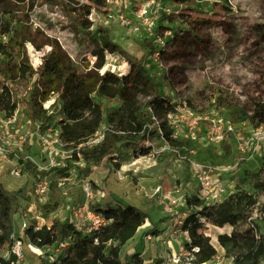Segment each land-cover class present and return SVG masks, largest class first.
<instances>
[{"label":"rangeland","instance_id":"obj_1","mask_svg":"<svg viewBox=\"0 0 264 264\" xmlns=\"http://www.w3.org/2000/svg\"><path fill=\"white\" fill-rule=\"evenodd\" d=\"M145 2L146 0H118L116 6L108 5L106 1L105 6L98 4L89 15L93 25L86 31L74 30L68 16L63 14L54 0L37 4L31 11L26 4L19 3V6L30 12L33 21L40 23L46 30H52V34L55 33L63 44L71 45L68 51L77 62L79 72L94 68L97 57L102 58L97 68L100 73L108 70L122 74L133 64H142L160 82V95L169 97L173 105L180 104L192 111L191 115L184 116L181 110H173L170 116L163 118L171 130L173 142L158 137L153 131L147 142L139 144L136 153L122 147L115 159H104L95 169L100 166L103 168L94 175L91 173L86 179L95 184L92 198L89 199V209L95 210L105 204H133L150 214V218L145 220L133 237L121 244L120 256L138 251L145 264H162L167 254L177 253L186 244L181 236L163 245L145 239L146 234L160 239L169 238L173 229V217L181 216L182 212L194 211L190 208V203L199 199V193L188 162L184 161L186 157L187 160L229 167V171L221 174L218 179L230 192L236 190L239 182L255 200L247 210L246 218L233 226H217L208 220L201 225V232L217 250V256L203 264H216L218 260L220 264H236L235 260L240 258L243 249L240 245L222 247L217 241V235L229 234L232 230L242 231L247 227L253 228L256 234L264 235V189L259 186L264 184L262 147L256 152L242 150L238 147L241 140L232 137H227L220 144L210 143L206 140L201 125L196 137L192 139L186 120L220 115L231 121L241 137L249 134L251 124L247 116L252 112L253 103L264 99V0H184L181 4L172 0H156L150 6V17L153 18L151 33L138 16V10ZM216 2L224 3L229 11L197 32L181 22V18L171 17L172 12L190 6L196 8L201 17L207 16ZM162 29L163 36L159 35ZM98 34L107 37L117 48L113 52L101 51L92 40L99 38ZM194 35L203 38L201 45L195 41ZM157 36L160 40L156 39ZM173 36L177 41L172 53L159 54L151 51L152 46L159 49ZM28 86L26 82L17 80L14 87L23 94ZM219 94L230 98L235 108H217L215 96ZM148 98L149 96L139 95L138 100L144 102ZM102 104L117 107L118 101L103 100ZM55 112L51 121L43 123L42 120L31 119L29 110L19 105L18 122L12 130L24 131L27 121L32 125L41 122L44 126H39L34 135H43L50 142L59 136L58 119L61 113L59 110ZM28 127L35 130L36 126ZM32 141V144L25 145L23 149L16 148L18 154H31L35 160H43L44 153L41 152L39 139L35 137ZM163 144L178 151V155L165 152L154 161L147 162L144 158L149 150L147 147L159 149ZM52 148L56 150L54 156L61 160L62 165L58 168H65L72 179L63 185H56V190L50 188L46 196L32 195L34 177L31 173L23 172L19 177H11L5 170L0 172L4 188L18 192V208L27 209L26 220L29 225L49 226L54 216L67 217L75 222L81 219V213L75 219L72 208L82 206L87 200L81 189V181L84 179H80L78 171L81 162L72 159V148L49 143L45 146V152ZM248 172L258 173L255 185H252ZM52 173L47 175L49 181L55 172ZM158 185L161 186V194L153 192ZM49 200L51 204L57 200L58 206L46 213L43 206ZM30 202L34 206L28 209ZM10 226L11 221L8 223L0 215V235L8 232ZM51 251L56 252L61 259L65 257L59 247L52 246ZM23 252L25 259L22 264H46L43 255H38L25 244ZM85 262V259L80 258L72 260V264ZM60 264L69 263L64 260Z\"/></svg>","mask_w":264,"mask_h":264},{"label":"trees","instance_id":"obj_2","mask_svg":"<svg viewBox=\"0 0 264 264\" xmlns=\"http://www.w3.org/2000/svg\"><path fill=\"white\" fill-rule=\"evenodd\" d=\"M46 1L48 0H0V109L6 114H12L14 109L21 105L29 110L31 119L42 120L43 123L51 121L55 110H59L62 115L58 119L59 137L72 148V159L81 162V166H78L80 179H87L104 159H115L122 147L136 153L139 144L149 140L153 131L158 137L173 142L171 130L163 118L173 112L174 105L169 97L160 95L161 84L156 76L142 64H133L122 74L108 70L100 73L97 68L102 61L101 57H97L94 68L79 72L77 62L66 54L57 40L46 35L39 26L34 27L30 12L19 6V3L26 4L31 11L35 5ZM54 1L63 14L68 16L70 26L74 30L83 31L92 27L93 22L89 15L96 5H106L105 0ZM172 1L176 4L184 2ZM228 11L229 8L224 3L216 2L207 16L201 17L196 8L190 6L172 12L171 17L181 18V22L197 32ZM163 30L159 31V35L163 36ZM98 37L92 40L101 51L113 52L117 48L104 35ZM194 39L199 45L202 44L203 38L194 35ZM176 41V37L173 36L159 49L152 46L151 51L159 54L172 53ZM29 45L35 49L50 47L37 68H33L30 63ZM17 80L30 85L24 94H20L14 87ZM139 95L149 98L139 102ZM50 96H55V102L47 111L42 104ZM113 99L118 101L117 107L102 104L103 100ZM215 103L217 108L229 110L235 108L232 100L222 94L215 96ZM247 119L251 127L264 124V99L253 103L252 112L248 114ZM103 124L110 126L105 129L104 138L100 143L94 146L81 144ZM206 124H208L206 120H199L202 127ZM168 153L178 155L176 150ZM184 161L187 163L186 157ZM261 163L264 167V144L261 149ZM26 169L32 177L39 176L30 164H26ZM51 172L55 173H52L50 188L56 190L57 179L67 176L68 173L65 172V168L52 169L47 173ZM248 174L252 185H255L258 173ZM88 181L92 188H95L93 181ZM237 185L236 190L218 204L204 205L199 199L190 203V206H200L199 210L187 213L184 220V227L188 229L190 237L189 244L185 245L198 247L193 264H203L211 260L217 252L209 238L201 232L202 224L198 222L197 214L214 225L233 226L246 218L247 210L255 203L243 185L239 182ZM259 186L264 189V184ZM18 203V192L6 190L0 181V215L8 223L18 209ZM57 206V200L52 204L49 200L43 209L47 213ZM95 210L110 219V222L89 235L82 236L67 217L59 216L52 217L49 226L42 225L34 229V225H29L26 234L37 246L47 244L59 247L65 255L61 261L65 260L69 264L76 258L85 259L84 264H145L138 251L124 254L123 257L119 252L121 244L133 237L145 220L150 218L149 212L133 204L124 206L105 204ZM7 235L8 232L2 233L0 241H5ZM217 241L222 247L240 245L243 252L240 258L235 260L236 264H264V235L256 234L253 228L247 227L242 231L232 230L229 234H218ZM42 257L46 264H53L48 261L46 255Z\"/></svg>","mask_w":264,"mask_h":264},{"label":"built area","instance_id":"obj_3","mask_svg":"<svg viewBox=\"0 0 264 264\" xmlns=\"http://www.w3.org/2000/svg\"><path fill=\"white\" fill-rule=\"evenodd\" d=\"M108 5L116 6L118 0H105ZM156 3V0H146L138 10V16L142 18L143 24L146 26L148 31L151 33L152 29V17H150V6ZM165 10V9H164ZM123 19L122 16H119ZM33 21V20H32ZM124 22L122 21V24ZM34 26H39L46 35L51 38H55L61 48L67 53V55L72 59L68 49L71 45L63 44L59 37L52 34V30H46L40 23L33 21ZM160 40V37H156ZM50 47L45 46L41 49H35L31 45L28 46L30 63L33 68H37L42 63L43 56L49 51ZM30 88V85L27 89ZM24 91V93L27 91ZM1 91V87H0ZM23 93V94H24ZM55 96H50L48 100L43 102V108L47 111L50 110V106L54 104ZM174 110H181L184 116L191 115L192 111L190 108L180 106V104L174 105ZM18 106L14 109L12 114H6V112L0 109V172L5 170L6 173L11 177H19L23 172H28L26 169V164L30 166L39 173L37 178H34L32 184V195L34 197H43L50 192V181L47 175L50 170L60 167L61 160H58L54 154L55 149L52 148L50 151L45 152V146L49 143H59L60 146L67 145L59 136L57 139H53L50 142L45 139V136H36V131L39 130L41 122H35L34 125L30 121L25 123L24 131L12 130L18 122ZM170 116V113L168 114ZM62 117L60 114L59 119ZM204 119L207 121L203 129V134L210 143L220 144L224 142L228 136L241 140L239 142V148L242 150L248 149L252 152L259 151L264 143V124H260L256 127H251L249 134L246 137H241L240 133L237 132L235 126L231 121L226 120L223 116L213 115L207 117H194L186 120L189 126V134L192 139L196 137V132L200 129L199 120ZM28 126H36L35 130ZM107 124L101 125L96 131L90 134L86 140L81 143L87 146L97 145L104 138L105 129H108ZM37 137L41 143V152L44 155L43 160H35L31 154H26L25 156H20L16 150L23 149L25 145L32 144V140ZM146 140L145 142H147ZM144 142V143H145ZM80 144V145H81ZM168 144H163L159 149H155L149 146V150L145 153L144 158L147 162L154 161L161 153L172 152ZM79 156V154L77 153ZM42 156V155H41ZM42 160V161H41ZM189 168L192 172V177L197 185L199 200L204 205H213L222 202L231 192L226 188V186L218 179L221 174H225L229 171V167L225 166H214L208 163H202L196 160H187ZM72 178L67 175L64 177H59L57 179V185H63L70 182ZM81 189L86 196L85 203L82 206L72 208V214L76 219L77 214L81 213V219L72 222L77 230L80 231L82 235H89L102 227L109 224L110 219L106 218L102 213L88 208L89 199L92 198V186L89 181L84 179L81 181ZM154 193L161 194V186H156L154 188ZM33 202L29 203L27 207L30 209L33 207ZM193 210H199L200 206H190ZM188 212H182L181 216H174L172 223V230L169 234V238L160 239L158 236L152 234H146L145 239L151 243H161L169 244L171 240H176L178 237H183L185 242L189 244L190 237L189 232L186 227H184V220ZM27 209L18 208L16 212L12 215L11 228L8 231L7 239L5 241H0V264H22L25 255L23 252V245L25 244L29 249L35 251L38 255H46L48 261L53 264H60L61 258H59L56 252H52L51 248L53 245H43L37 246L33 243L26 234V229L29 224L26 220ZM17 218V224H15V219ZM196 218L200 224H205L206 219L197 214ZM83 225V226H82ZM34 229L40 228L39 225H34ZM96 242V240H95ZM63 245V244H61ZM198 252V247L183 245L177 253H169L163 258L162 264H193L196 253ZM217 256V252L213 258ZM218 260V259H216ZM216 264H220L219 260Z\"/></svg>","mask_w":264,"mask_h":264},{"label":"bare ground","instance_id":"obj_4","mask_svg":"<svg viewBox=\"0 0 264 264\" xmlns=\"http://www.w3.org/2000/svg\"><path fill=\"white\" fill-rule=\"evenodd\" d=\"M102 168H103V166H100L99 168L94 169L93 172H92V175H94L97 172V170H101Z\"/></svg>","mask_w":264,"mask_h":264},{"label":"crops","instance_id":"obj_5","mask_svg":"<svg viewBox=\"0 0 264 264\" xmlns=\"http://www.w3.org/2000/svg\"><path fill=\"white\" fill-rule=\"evenodd\" d=\"M138 230V229H137ZM136 233V232H135Z\"/></svg>","mask_w":264,"mask_h":264}]
</instances>
